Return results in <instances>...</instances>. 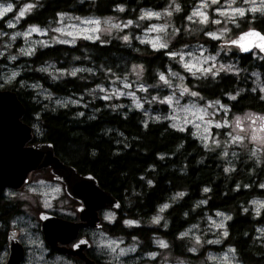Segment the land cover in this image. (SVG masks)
Here are the masks:
<instances>
[{
  "label": "trees",
  "instance_id": "trees-1",
  "mask_svg": "<svg viewBox=\"0 0 264 264\" xmlns=\"http://www.w3.org/2000/svg\"><path fill=\"white\" fill-rule=\"evenodd\" d=\"M3 1H11L15 7L25 1L34 2L30 13L21 19L20 29L53 30L59 14L135 23L143 11L164 10L171 0ZM177 1L173 19L179 34L166 50L156 51L135 40L124 44L116 37L95 42L79 39L72 46L48 45L12 64L0 61L1 65L21 69L2 90L14 92L22 104L21 120L33 133L29 144L48 142L61 162L81 175H92L100 188L120 203L118 219L145 223L161 213L164 220L129 230L117 220L106 228L109 234L125 236L127 240L137 238L143 242L141 245L158 236L169 243L168 248L175 255L192 257L187 254L184 233L193 226L203 227L209 215L226 213L227 234L219 245L201 252L230 248L241 264H264V239L257 235V229L264 227V149L256 156L245 143L236 148L234 155L226 156L220 148L204 147L191 128L178 130L165 120H148L138 109L113 107L94 94L108 84L110 75L130 76L133 68L149 88L166 92L159 74L174 71L183 75L184 84L200 103L219 101L231 114L255 112L264 116V97L256 86L257 82L264 86V56L260 52L254 49L243 54L233 46L234 51L222 57L235 63L238 73L207 76L189 74L172 57L183 47L205 45L214 52L218 44L206 36L209 28L190 29L193 24L188 22L189 15L196 1ZM235 22L229 26L236 37L247 32L264 37V13H247ZM0 29H4L2 22ZM48 65L81 70L58 79L44 70ZM35 83L53 95L79 102L54 105L38 95ZM152 107L158 111L166 109L163 104ZM254 201L261 207L255 208ZM15 202L0 191V250L7 244L9 224L21 212V203ZM147 249L157 248L149 244Z\"/></svg>",
  "mask_w": 264,
  "mask_h": 264
},
{
  "label": "rangeland",
  "instance_id": "rangeland-1",
  "mask_svg": "<svg viewBox=\"0 0 264 264\" xmlns=\"http://www.w3.org/2000/svg\"><path fill=\"white\" fill-rule=\"evenodd\" d=\"M195 1L189 15L188 22L190 25L193 24L190 29L199 31L200 28H209L206 36L218 44L214 47V52L205 45L183 47L172 54V57L176 58L184 70L191 75L238 73L235 63L223 59L235 49L230 42L236 36L229 24H235L236 19L247 13H264V0ZM0 5L3 7L11 5L10 11L0 15V22L4 27L0 29V61L9 64L32 56L40 47L58 43L72 46L79 39L95 42L116 37L124 44L135 40L156 51L166 50L179 34L173 19L178 10L177 0H171L170 5L164 10L143 11L135 23L118 21L114 18L98 20L59 14L57 26L53 30L39 27L19 28L21 19L30 13L34 2L25 1L15 7L11 1L0 0ZM237 10L243 11V15ZM33 28L36 31H32ZM190 33L195 35L193 31ZM9 64H0V89L9 86L21 72V69ZM44 70L51 76L61 79L75 75L81 69L77 67L58 69L55 65H48L44 67ZM132 73L133 75L120 77L110 75L108 84L99 87L94 94L113 107L138 109L146 115L148 120H165L171 127L178 130L191 128L204 147L220 148L226 156L234 155L237 152L236 148L245 143L251 148L253 155L257 156L263 151V115L255 112L231 114L228 108L219 101L200 103L196 94L184 84L183 75L174 71L159 74L161 84L167 87L166 92H158L157 89L149 88V84L144 82L136 68L132 69ZM33 86L39 96L44 100H50L54 105L79 102L75 98H61L53 95L37 83ZM256 86L264 97V86L258 82ZM160 104H163L166 109L160 111L153 109L152 106ZM5 196L16 201L15 203H21V212L12 220L10 229L16 231L19 242L27 252L23 264H73L59 257L49 258L39 232L38 215L41 212L76 216L77 202L65 194L63 186L54 181L49 172L34 171L29 174L28 182L23 187L19 190L7 189ZM257 203L254 201L253 205L258 209L262 204ZM103 216L104 222L112 225L119 220V225L126 230L140 225L149 227L164 221L161 220V213L145 223L124 217L118 219L116 212L110 210ZM227 220L226 213L209 215L203 227L193 226L184 233L188 240L187 254L192 257L175 255L168 248L169 243L158 236L141 245L143 242L141 243L137 238L127 240L125 236H113L103 231L93 235L91 244L99 252H105V258L110 264H241L235 252L230 248L220 252L214 249L201 252L203 248L219 245L225 236ZM257 235L264 239V227L257 229ZM149 244L157 249H147ZM5 259V253H0V264H4Z\"/></svg>",
  "mask_w": 264,
  "mask_h": 264
},
{
  "label": "water",
  "instance_id": "water-1",
  "mask_svg": "<svg viewBox=\"0 0 264 264\" xmlns=\"http://www.w3.org/2000/svg\"><path fill=\"white\" fill-rule=\"evenodd\" d=\"M245 34L232 40L231 45L238 47L243 54L252 53L255 49L264 56V40L260 38L262 36ZM23 115L24 108L17 95L10 90L0 89V191L19 190L28 182L31 172L49 169L54 181L63 185L65 194L78 203L77 223L47 212L38 215L40 233L50 249L57 250L55 244H67L75 240L80 229H99V212L105 209L118 211L120 203L100 188L92 175H81L74 167L61 162L55 156L50 143L29 144L32 140V128L22 122ZM61 236L64 241H61ZM86 248V241L80 239L69 254L83 258L82 252ZM7 249L8 255L4 264L23 263L26 250L19 242L15 230L8 232Z\"/></svg>",
  "mask_w": 264,
  "mask_h": 264
},
{
  "label": "flooded vegetation",
  "instance_id": "flooded-vegetation-1",
  "mask_svg": "<svg viewBox=\"0 0 264 264\" xmlns=\"http://www.w3.org/2000/svg\"><path fill=\"white\" fill-rule=\"evenodd\" d=\"M46 171H48V170H46ZM77 206H78V203H77ZM76 207H75V210H76ZM108 211L109 210L105 209V210H101L99 212V218H100V224H101V227L99 229L82 228V229L79 230L78 235H77L75 240H73L71 242H68L67 244H61V243L55 244L54 247L57 250L50 249V247L46 244V242H45V240H44V238L42 236L43 242H44L45 247H46V249L48 251V252H46L47 256L49 258H51V257H59V258L65 259L67 261H70L73 264H110L109 260L105 258L106 257L105 256V252H99L97 250V248L95 246H92V244H91V241L93 239V235H97L98 233H101L103 231L107 232L106 228H108V226L112 225V224H109L107 222H104V216L103 215H105ZM49 213L52 214V213H55V212H49ZM52 215H54V214H52ZM54 216H56V215H54ZM62 216L65 217V218H62L64 220H67V221H70V222H75V223L79 222L77 211H76V216L75 217H70V216H65V215H62ZM57 217H59V216H57ZM11 223L9 224L10 228H11ZM9 231H11V229ZM39 232H40V230H39ZM80 239H84L86 241V245L88 246V248L84 249L83 252H82V255L84 256L83 258H78L76 256H72V255L69 254V253H71L70 251H72L73 245L77 241H79ZM0 252L1 253H5L6 259H7V255H8L7 244H6V246L4 248H2L0 250ZM26 254H27V252H26ZM98 257H100V261L98 260ZM6 259H5V261H6ZM25 260H26V255H25L24 261Z\"/></svg>",
  "mask_w": 264,
  "mask_h": 264
},
{
  "label": "snow or ice",
  "instance_id": "snow-or-ice-1",
  "mask_svg": "<svg viewBox=\"0 0 264 264\" xmlns=\"http://www.w3.org/2000/svg\"><path fill=\"white\" fill-rule=\"evenodd\" d=\"M10 10H11V5H9L8 7H3L2 5H0V15H3L4 13H6V12H8ZM237 11H239L240 14L243 15V11H241V10H237ZM21 15H23V12H21ZM149 15H151V14H149ZM32 31H36V29L33 28ZM245 35H256V36H259V33H247ZM260 38L262 40H264V37H260ZM241 39H243V37H241ZM244 50L247 51L246 48ZM205 191H207V189H205ZM165 207H167V205H165ZM161 210H163V209H161ZM129 223H131V222L129 221ZM225 234H227V233H225Z\"/></svg>",
  "mask_w": 264,
  "mask_h": 264
},
{
  "label": "bare ground",
  "instance_id": "bare-ground-1",
  "mask_svg": "<svg viewBox=\"0 0 264 264\" xmlns=\"http://www.w3.org/2000/svg\"><path fill=\"white\" fill-rule=\"evenodd\" d=\"M46 170H48V171H49V169H46ZM49 172H50V171H49ZM61 235H62V234H61ZM62 237H63V236H61V241H64Z\"/></svg>",
  "mask_w": 264,
  "mask_h": 264
}]
</instances>
